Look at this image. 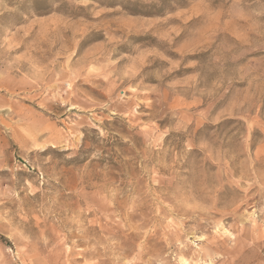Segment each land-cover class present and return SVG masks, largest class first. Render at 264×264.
Returning a JSON list of instances; mask_svg holds the SVG:
<instances>
[{
  "label": "rangeland",
  "instance_id": "obj_1",
  "mask_svg": "<svg viewBox=\"0 0 264 264\" xmlns=\"http://www.w3.org/2000/svg\"><path fill=\"white\" fill-rule=\"evenodd\" d=\"M0 264H264V0H0Z\"/></svg>",
  "mask_w": 264,
  "mask_h": 264
},
{
  "label": "bare ground",
  "instance_id": "obj_2",
  "mask_svg": "<svg viewBox=\"0 0 264 264\" xmlns=\"http://www.w3.org/2000/svg\"><path fill=\"white\" fill-rule=\"evenodd\" d=\"M181 250V249H180ZM186 252V251H185Z\"/></svg>",
  "mask_w": 264,
  "mask_h": 264
}]
</instances>
